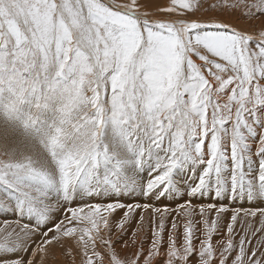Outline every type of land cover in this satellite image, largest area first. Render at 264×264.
<instances>
[{"label":"snow or ice","instance_id":"snow-or-ice-1","mask_svg":"<svg viewBox=\"0 0 264 264\" xmlns=\"http://www.w3.org/2000/svg\"><path fill=\"white\" fill-rule=\"evenodd\" d=\"M0 264H264V0H0Z\"/></svg>","mask_w":264,"mask_h":264},{"label":"bare ground","instance_id":"bare-ground-1","mask_svg":"<svg viewBox=\"0 0 264 264\" xmlns=\"http://www.w3.org/2000/svg\"><path fill=\"white\" fill-rule=\"evenodd\" d=\"M129 202H131V201H129ZM244 207H246V208H247V207H249V206H247V205H244ZM121 255H124V253H121Z\"/></svg>","mask_w":264,"mask_h":264},{"label":"rangeland","instance_id":"rangeland-1","mask_svg":"<svg viewBox=\"0 0 264 264\" xmlns=\"http://www.w3.org/2000/svg\"><path fill=\"white\" fill-rule=\"evenodd\" d=\"M165 203H166V201H165ZM245 205H247V204H245ZM247 206H249V205H247Z\"/></svg>","mask_w":264,"mask_h":264}]
</instances>
